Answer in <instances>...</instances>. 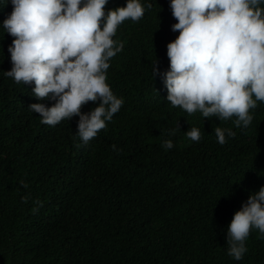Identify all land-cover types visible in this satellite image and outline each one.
Returning <instances> with one entry per match:
<instances>
[{"label": "trees", "instance_id": "16d2710c", "mask_svg": "<svg viewBox=\"0 0 264 264\" xmlns=\"http://www.w3.org/2000/svg\"><path fill=\"white\" fill-rule=\"evenodd\" d=\"M147 3L140 18L117 26L122 47L106 82L123 103L86 143L75 134L77 115L41 123L28 105L54 100L3 75L14 37L0 29V264H264L258 229L239 260L225 243L234 211L264 184V102L249 109L247 126L172 106L160 72L179 30L169 0ZM12 7L0 2V22ZM217 126L235 134L220 144ZM190 127L198 140L185 135ZM165 138L172 148L162 147Z\"/></svg>", "mask_w": 264, "mask_h": 264}, {"label": "clouds", "instance_id": "9594fccd", "mask_svg": "<svg viewBox=\"0 0 264 264\" xmlns=\"http://www.w3.org/2000/svg\"><path fill=\"white\" fill-rule=\"evenodd\" d=\"M4 2V0H0ZM11 12L0 22L3 35L14 37L8 45L10 69L3 75L34 86L37 99L54 100L28 107L41 123L54 125L62 118L78 116L75 134L86 143L111 120L123 99L106 82L109 60L121 50L114 40L125 19L143 15L141 0H125L109 8L107 0H10ZM145 5L151 7L145 0ZM264 0H169L176 22V37L166 44L167 70L160 72L167 90L165 99L191 114L247 126L250 108L264 102ZM102 18V20H101ZM155 60L153 61V64ZM153 72L157 69L153 67ZM88 112L81 106L97 101ZM177 127L178 124H177ZM175 129L169 130V135ZM185 135L198 140L200 130L190 127ZM220 144L231 129H214ZM162 147L172 148L169 138ZM112 147L115 148V145ZM118 150V149H117ZM39 203V201H37ZM251 228L264 234V184L249 193L235 210L226 228L227 253L241 259Z\"/></svg>", "mask_w": 264, "mask_h": 264}]
</instances>
